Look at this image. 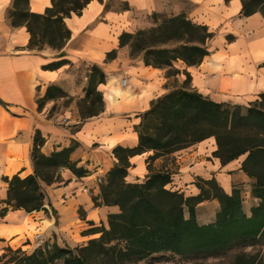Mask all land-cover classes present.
I'll return each instance as SVG.
<instances>
[{"label":"crops","instance_id":"1","mask_svg":"<svg viewBox=\"0 0 264 264\" xmlns=\"http://www.w3.org/2000/svg\"><path fill=\"white\" fill-rule=\"evenodd\" d=\"M13 2L0 0V100L4 102L0 103V184L3 176L33 173V132L39 131L45 139L41 147L44 154L74 146L70 159L88 174L77 176L63 167L60 181L43 184L50 202L48 211H34L40 218L35 223L44 226L47 221L53 226L63 247L87 245L100 236V232L90 230L108 227V216L119 212L118 206L102 203L99 180L118 163L113 153L116 147L138 145L136 126L141 114L170 90L166 69L146 65L140 56H131L129 46L120 45L123 32L134 33L147 23L144 18H135L136 13L185 14L214 33L201 63L188 66L180 60L194 91L216 102L238 104H248L264 93V16L261 12L244 16L242 0H91L81 14L64 18L71 37L59 50L28 48L31 34L27 27H12L7 19ZM51 5L52 0H29L28 9L43 14ZM113 50L117 54L108 60ZM62 60L59 68H46ZM81 62L97 64L105 72L106 81L98 86L103 111L83 119L74 106H64L49 115L64 98H51L40 108L39 99L50 86L61 88L70 97L86 89L88 76L78 81L71 70ZM216 150V139L209 137L153 161L149 160L152 151L136 154L129 158L126 180L143 181L152 163L155 171L171 170L167 188L185 196L200 194V185L211 179L228 194L239 182H253L241 169L245 157L223 164L214 155ZM258 202L254 198L253 206ZM209 203L217 206L212 214L205 210ZM219 209L215 198L199 203L195 209L198 222H214ZM27 214L24 209H10L3 217L7 222L0 223V237L15 235V228L23 225ZM185 216L189 217L188 210Z\"/></svg>","mask_w":264,"mask_h":264},{"label":"trees","instance_id":"2","mask_svg":"<svg viewBox=\"0 0 264 264\" xmlns=\"http://www.w3.org/2000/svg\"><path fill=\"white\" fill-rule=\"evenodd\" d=\"M90 1L52 0L51 7L38 14L29 11V0H14L7 19L12 27H27L31 34L30 50H42L46 44L59 50L71 37L64 18L73 13L81 14ZM242 2L244 16L255 12L264 16L252 1ZM153 16L157 17L158 13ZM213 36L207 26L179 14L164 17L147 29L123 32L120 45L129 46L131 56H140L146 65L166 69L170 77L181 72L174 67L175 61L182 60L188 66L201 63L209 53L208 42ZM116 54V50L109 52L107 59L115 58ZM63 63L64 60L52 62L46 68L56 69ZM186 75L190 80V75ZM105 81V72L94 64L88 75L85 96L79 104H87V109L80 112L83 119L103 111L104 101L98 86ZM55 97H68V94L57 86H50L45 97L39 99V107ZM96 100L101 104L98 110L94 108ZM0 103L4 104L1 100ZM136 129L138 145L114 149L118 163L101 183L102 203L118 206L119 212L108 216V227L90 230L100 232V236L75 248L53 243L50 249H37L31 254L18 249L14 252L22 257L8 264H95L94 260L101 255L122 262H138L153 254L169 252L192 258L219 254L236 241L254 239L264 244V93L243 107L216 102L185 87L176 88L151 102L150 108L141 114ZM209 137L216 139L214 155L223 164L245 157L241 169L253 179V196L259 200L250 213L244 209L239 187L235 186L228 194L215 179L201 184V193L195 196L167 188L172 181V171H155L152 163L143 181L126 180L131 156L152 151L149 160L153 161ZM44 142L41 133L36 131L31 148L32 174L22 176L19 172L3 178L8 189L0 218L9 208L24 209L28 213L47 212L50 202L42 183L60 181L57 169L66 167L77 176L88 174L87 169L70 159L74 146L47 155L41 151ZM211 198L219 201L220 209L214 222L201 224L196 217V206ZM94 202L100 203L97 198ZM185 210L189 211V217L185 216Z\"/></svg>","mask_w":264,"mask_h":264},{"label":"rangeland","instance_id":"3","mask_svg":"<svg viewBox=\"0 0 264 264\" xmlns=\"http://www.w3.org/2000/svg\"><path fill=\"white\" fill-rule=\"evenodd\" d=\"M247 1L250 2L252 1V3L256 5L257 9H260L264 12L263 0H247ZM25 7L27 8V6ZM164 17L167 16L161 13H158L157 17H154L153 13H146V12L135 14V18L146 19L147 23L143 27H141L143 29L156 26L158 23H160L161 19ZM43 49L58 50L53 48L49 44H46ZM183 65L184 63L180 60L174 62V67L180 69L181 72L168 77L167 87L170 90L176 88H184V87L193 90L190 85V80L187 79V76L183 70ZM91 67L92 65L86 62H81L75 65L71 70L76 80L83 81L84 77L89 75V70L91 69ZM165 74L167 76V70H165ZM81 95L83 96L85 95V90L83 91V93L79 92L78 95L75 97H70V95H68L70 98L67 97H64L63 99L60 98L61 100L58 107L55 106V108H53L50 111L49 115H54L56 109L57 111H61L64 106H74L75 110L81 116L80 112L82 111V109H87V104L79 105L82 98ZM229 103L238 104L233 102H229ZM249 104L250 103L239 104V105L243 107H247ZM100 107H101L100 102L96 100L94 108L98 110ZM243 111L245 110L243 109ZM34 135L35 132H33V137ZM61 169L62 168L56 170V175L57 174L61 175ZM4 177L5 176L2 177L3 182L0 184V209L3 206L2 204L3 198L7 197L8 184L4 181L3 179ZM103 181L104 179H102L100 183H102ZM43 184L44 183H42V185ZM252 184L253 183H249V182H239L236 184V186L239 187L241 190L243 205L246 211H248L254 204ZM10 209L12 208H9V210ZM205 210H207L206 213L212 214L217 210V206L216 204L209 203L207 207H205ZM40 214H42V212H40ZM38 215L39 214H36L35 212L28 213L26 215L27 217L23 225L15 228V235H13L12 237L11 236L0 237V264H8L7 262L12 261L13 259L21 258L22 257L21 254H16L14 252L18 249H21L27 254H31L33 251L37 249H41V248L50 249L49 247H51L53 243L58 244L57 230L53 228V226L51 225L49 226L47 224V221L44 222V226H42L39 223H35L40 219ZM3 222H7V220L5 218H0V223ZM27 241L29 243L32 241L30 243L31 246L24 247V245L27 244ZM59 246L63 247L62 243ZM77 246H80V244H78ZM70 248H75V247H70ZM94 262L95 264H264V244L261 241L250 239L245 241H236L233 244H231L226 250L215 255L195 256L192 258H185L169 252V253L153 254L148 258L138 262H130V261L122 262L117 258L113 259L111 257L101 255L98 256L94 260ZM58 264H61V262H58Z\"/></svg>","mask_w":264,"mask_h":264},{"label":"built area","instance_id":"4","mask_svg":"<svg viewBox=\"0 0 264 264\" xmlns=\"http://www.w3.org/2000/svg\"><path fill=\"white\" fill-rule=\"evenodd\" d=\"M126 82H127V79L126 78H123L122 83L123 84H126ZM99 181H101V180H99Z\"/></svg>","mask_w":264,"mask_h":264}]
</instances>
